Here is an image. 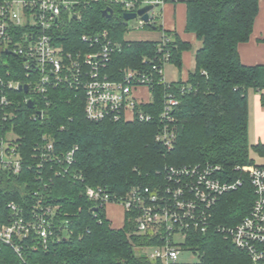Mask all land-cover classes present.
<instances>
[{
	"label": "trees",
	"instance_id": "16d2710c",
	"mask_svg": "<svg viewBox=\"0 0 264 264\" xmlns=\"http://www.w3.org/2000/svg\"><path fill=\"white\" fill-rule=\"evenodd\" d=\"M75 1L74 5H80V17H65L59 42L66 50L84 47L82 34L106 29L119 47L102 73L110 80H122L125 69L150 75L151 100L137 107L151 118L90 120L84 112V93L68 86L49 89L45 100L34 97L35 108H29L23 101L25 95L15 91L17 112L11 124L30 167L14 176L0 173L1 219L7 221L10 216L8 202L14 201L26 211L39 190L45 202L59 205L55 224L63 225L45 246L38 245L34 236L15 240L23 259L11 246L2 244L0 264H152L132 245L153 240L134 231L131 214H126L122 227H114L104 208L87 198L85 190L100 186L119 196L134 185L161 183L167 165L196 163L219 165L221 179L242 181L221 195L207 230L194 231L185 241L198 254L193 264H254L217 226H233L251 209L253 188L237 167L264 165L256 164L250 155L264 157V143L249 142L247 99L249 88L264 89V64H244L238 53L239 43L248 41L253 31L259 0H179L186 8L185 31L194 33L201 46L187 79L168 85L159 81L152 65L160 64L167 53L168 63L181 69L182 52L189 50L191 43L177 32L163 29L159 13L144 25L162 32L158 40H127L124 35L129 22L124 21L119 4H110L113 14L107 17L103 10L108 4L103 1ZM12 63L16 67L17 61ZM169 93L178 99L171 111L176 136L172 146L165 148L155 136L162 126L160 114ZM37 111L42 115L33 118ZM43 134L50 135L59 154L76 146L70 166L44 163L36 167L33 148L37 142L43 143ZM40 173L46 187L39 185L36 177ZM24 214L27 216V211Z\"/></svg>",
	"mask_w": 264,
	"mask_h": 264
},
{
	"label": "built area",
	"instance_id": "2783aa9c",
	"mask_svg": "<svg viewBox=\"0 0 264 264\" xmlns=\"http://www.w3.org/2000/svg\"><path fill=\"white\" fill-rule=\"evenodd\" d=\"M90 1H103L108 4L107 7L119 4L124 12H135L145 5H153V9L148 11L151 23L156 7L179 0ZM74 3L77 2L0 0V57L3 60L0 61V173L14 176L30 167L24 162L18 135L11 124L17 112L15 91L25 95L23 101L27 104L34 97L45 100L49 89L68 86L84 93V112L90 120L137 118L147 121L151 118L148 113L138 109L137 106L144 102L134 94L137 87L149 89L153 81L150 75L136 69H125L122 80H110L102 73L111 53L119 47V44L111 41L106 29L96 34H82L80 39L84 47L66 50L59 42L65 17H80L77 10L80 5ZM134 19L138 21L136 29L147 24L139 15ZM13 61H17L16 67H13ZM166 63L168 54L164 53L160 64H153L152 69L159 74V81L168 85L169 81L163 75ZM25 85L27 92L23 91ZM177 103L174 93L167 94L160 114L162 126L155 140L165 148L172 146L176 136L171 111ZM37 114L40 116L42 112L37 111L33 118ZM41 139L43 143L37 142L32 153L36 167L41 168L44 163L57 167L72 164L76 146L59 154L50 135L43 134ZM237 168L251 182L253 203L248 214L238 223L217 226V229L224 231L236 247L246 251L254 264H264V165L251 164ZM220 174L219 165H167L162 171L161 183L134 185L119 196L111 195L100 186L87 187L85 194L102 206L105 214L110 204L121 206L125 216L131 214L134 231L153 240L149 244L135 245L132 242V245L152 264H193L180 259L186 250L197 254L185 245V241L192 232L207 230L212 209L221 195L236 189L242 181L221 179ZM41 175L38 174L36 178L40 186L46 187ZM34 195V202L26 209L27 216L24 214L26 211L14 201L7 203L10 210L7 221H2L0 216V246H11L21 259L22 249L15 240L34 236L39 240L38 245L45 246L55 229L62 230L63 224H55L59 205L45 202L39 190Z\"/></svg>",
	"mask_w": 264,
	"mask_h": 264
},
{
	"label": "crops",
	"instance_id": "0c3cea01",
	"mask_svg": "<svg viewBox=\"0 0 264 264\" xmlns=\"http://www.w3.org/2000/svg\"><path fill=\"white\" fill-rule=\"evenodd\" d=\"M159 14V22L163 29L177 32L183 40L189 41L191 43V48L182 52L181 69L177 68L172 63H166L163 67L164 78L169 82L180 79L186 80L188 73L195 67V53L196 50L201 46V42L196 38L194 33L185 31L186 8L183 2H166L164 5L160 6ZM161 36L162 32L156 30L153 31V34L149 38L127 40H158ZM238 53L242 63L244 64H264V0H259V11L254 22L253 31L248 41L239 43ZM168 64L171 65L173 69H168ZM134 94L144 103H147L151 100V91L145 86L137 87ZM263 97L264 89L261 91H256L252 88H249L247 90L248 138L251 144H256L258 142L264 143ZM110 211H115L113 217L109 215L108 212ZM116 212L120 214L117 217ZM106 215L114 227L120 228L123 226L125 213L121 206L113 204L108 205L106 208Z\"/></svg>",
	"mask_w": 264,
	"mask_h": 264
},
{
	"label": "rangeland",
	"instance_id": "374dc122",
	"mask_svg": "<svg viewBox=\"0 0 264 264\" xmlns=\"http://www.w3.org/2000/svg\"><path fill=\"white\" fill-rule=\"evenodd\" d=\"M155 12L156 13H160V7H156L155 9ZM136 24H138V21L137 19H131L129 21V29L127 30V32L125 33L124 37L126 39H142V38H149L151 37V35L153 34V31H156L155 29H152V28H148V27H144V28H138L136 29L135 26ZM0 61L3 62V60L1 59L0 57ZM168 69H173L171 65L168 64L167 66ZM251 157L254 159V162L256 164H264V158L262 157H259L257 156L255 153H251L250 154ZM110 216L113 217V214H115V211H110L108 212ZM120 215L119 213L116 212V217ZM119 223V222H118ZM117 223V224H118ZM137 254H139L137 251H136ZM180 259L181 260H184V261H188V262H196L197 260V254L194 253L193 251H189V250H186V251H183L182 254L180 255Z\"/></svg>",
	"mask_w": 264,
	"mask_h": 264
},
{
	"label": "water",
	"instance_id": "95a60500",
	"mask_svg": "<svg viewBox=\"0 0 264 264\" xmlns=\"http://www.w3.org/2000/svg\"><path fill=\"white\" fill-rule=\"evenodd\" d=\"M153 5H145L143 7H140L139 9H137L135 12H124L122 14L123 19L125 22L128 23L129 20L134 19L137 15L140 16V18L147 24H149V15H148V11L153 9ZM103 14L106 15L107 17L112 16L113 14V10L111 7H106L103 10ZM27 86H23V91L27 92ZM35 104V101L33 99H29L27 101V106L29 108H33Z\"/></svg>",
	"mask_w": 264,
	"mask_h": 264
}]
</instances>
